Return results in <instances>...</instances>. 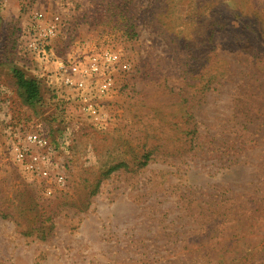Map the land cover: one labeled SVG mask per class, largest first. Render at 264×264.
Returning <instances> with one entry per match:
<instances>
[{"label":"rangeland","instance_id":"1","mask_svg":"<svg viewBox=\"0 0 264 264\" xmlns=\"http://www.w3.org/2000/svg\"><path fill=\"white\" fill-rule=\"evenodd\" d=\"M35 12L60 18L48 60L28 47ZM211 14L223 74L202 95L170 33L194 44ZM104 48L128 66L96 125L51 76ZM14 68L40 79L39 104ZM31 133L62 183L16 160ZM0 264H264V0H0Z\"/></svg>","mask_w":264,"mask_h":264},{"label":"built area","instance_id":"2","mask_svg":"<svg viewBox=\"0 0 264 264\" xmlns=\"http://www.w3.org/2000/svg\"><path fill=\"white\" fill-rule=\"evenodd\" d=\"M30 24V30L35 33V38L29 43V49L42 60H48V46L60 30V18L53 17L46 22L43 12H35ZM44 22V23H43ZM55 69L51 79L54 87L64 88L72 94V99L79 107L82 115L92 124L102 125L107 121L104 102L116 90L115 73L121 67L127 68L122 63L121 56L109 48L93 50L79 57L69 58L66 61L55 60ZM27 147L15 148L16 160L22 163L24 169L30 174H37L45 179L54 178L62 183L64 176L59 172L52 174L50 152L46 151L49 142L42 135L31 133L25 138ZM38 148L41 152H34L31 148ZM46 191L51 194V187Z\"/></svg>","mask_w":264,"mask_h":264},{"label":"trees","instance_id":"3","mask_svg":"<svg viewBox=\"0 0 264 264\" xmlns=\"http://www.w3.org/2000/svg\"><path fill=\"white\" fill-rule=\"evenodd\" d=\"M211 15V18L208 19V24H206L205 33L201 34L194 44L191 43L193 39L186 38L185 40L180 36L170 33L171 42H176L174 48L177 51V62L185 87L202 95L210 92L214 84L217 83L223 74V71L220 69V60L215 51L213 42L214 35L217 31L215 28L217 20L214 14ZM13 75L16 80L15 84L21 92L23 103L28 106L39 104L42 98L40 79L34 76H28L23 70L18 68L13 69ZM186 99L188 101V98ZM187 125V121L183 123V125L179 122H174V126L181 134H193L194 131L189 128L188 130ZM193 139L194 137L190 139V142H192ZM150 154L151 153L146 152L143 154L142 166L148 164L151 159ZM125 166L128 167L126 162L120 161L117 164L110 165L104 173L109 175Z\"/></svg>","mask_w":264,"mask_h":264}]
</instances>
